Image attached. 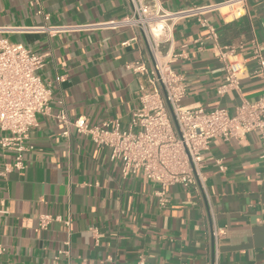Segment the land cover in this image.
<instances>
[{
    "label": "crops",
    "instance_id": "0c3cea01",
    "mask_svg": "<svg viewBox=\"0 0 264 264\" xmlns=\"http://www.w3.org/2000/svg\"><path fill=\"white\" fill-rule=\"evenodd\" d=\"M159 1L177 11L225 0ZM127 11L126 0H0V28L103 23ZM206 19L217 32L216 43L195 20L174 28L170 54L178 57L172 67L187 83L181 105L233 112L242 100L264 94V75L254 74L258 64L252 59L255 49L264 57V0H250L238 18L222 9ZM0 37L45 56L40 76L53 96L51 115H38L29 132L32 150L24 168L0 176V264H264L258 133L241 142L213 140L203 169L206 198L171 186L169 203L161 208L155 185L141 174L123 178L109 150L54 118L63 101L69 122L118 120L126 129L139 106L138 90L147 85L145 76L127 66L138 61L151 66L143 38L130 29L103 28L52 36L19 30ZM238 46L236 59L244 61L247 74L239 90L219 95L224 66L218 48ZM11 160L0 154V171ZM41 215L52 221L37 233ZM214 227L224 233L216 245Z\"/></svg>",
    "mask_w": 264,
    "mask_h": 264
},
{
    "label": "built area",
    "instance_id": "2783aa9c",
    "mask_svg": "<svg viewBox=\"0 0 264 264\" xmlns=\"http://www.w3.org/2000/svg\"><path fill=\"white\" fill-rule=\"evenodd\" d=\"M249 1L225 0L219 4L167 11L159 0H126L127 14L119 20L57 27L0 28V34L26 30L52 36L103 28L130 29L136 37L143 38L151 66L147 67L141 61L127 66L133 73L145 76L147 85L138 90L139 106L132 113L126 129L121 128L118 120L99 125H89L84 118L69 122L63 101L58 102L60 109L54 118L87 136L97 148L109 150V159L120 163L123 178L141 174L155 185L154 197L159 206L165 208L169 203L166 190L171 186L191 188L196 195L206 198L203 169L213 140L241 142L248 134L256 132L261 145L260 158L264 160V94L256 100H242L233 112L224 108L207 111L201 107L182 106L187 83L185 77L172 67L178 55L170 54L174 28L179 22L197 21L207 31L206 39L216 43L217 32L206 16L226 9L238 18L246 11ZM44 18L46 20L47 16ZM241 48H218L217 57L224 66L223 81L217 88L219 95L239 90L240 81L247 74L244 61L236 59V51ZM252 59L258 64L254 74L263 76L264 57L255 49ZM44 61L45 56L0 37V154L12 156L10 163L2 164L0 176L24 168V157L32 150L28 139L30 130L37 126L36 117L51 115V86L40 76ZM51 221L49 215L39 216L36 232L45 231ZM223 234L215 227L212 229L215 245Z\"/></svg>",
    "mask_w": 264,
    "mask_h": 264
}]
</instances>
